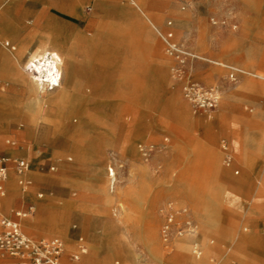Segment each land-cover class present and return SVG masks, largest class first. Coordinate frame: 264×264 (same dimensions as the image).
Returning <instances> with one entry per match:
<instances>
[{"label": "rangeland", "instance_id": "rangeland-1", "mask_svg": "<svg viewBox=\"0 0 264 264\" xmlns=\"http://www.w3.org/2000/svg\"><path fill=\"white\" fill-rule=\"evenodd\" d=\"M12 1L10 13L21 28L19 39L4 37L0 46L8 40L11 52L26 49L14 70L0 60V77L19 81L29 90L25 77L17 73L33 75V55L45 32L53 30L64 34L65 46L74 53L82 90L70 107L58 110L49 97L46 105L22 85L0 79V104L22 105L27 109L20 110L22 114L57 132L35 141L23 135V127L5 123V116L14 112L0 113V153L11 161L25 157L31 180L21 188L14 176L18 194L12 197L6 188L0 218L20 212L23 231L39 238L49 234L43 227L50 213L36 215L33 206L48 201L56 207L65 223L61 232L70 238L68 242L55 234L65 242L60 264H223L226 251L235 249L243 256L237 257L240 262L244 258L264 264V0L136 2L143 12L131 0H120L127 6V17L109 11L94 14L93 9H103L94 0H89L92 5L76 3V8L68 4L69 16L52 7L46 17L36 5L45 2L51 7L61 0ZM142 16L149 22L146 29ZM91 21L95 25L88 27ZM168 32L194 55L181 69L194 81L218 89L215 108H194L184 98L183 79L176 72L180 62L162 38ZM76 38L79 43H74ZM86 43L90 45L81 48ZM78 59L85 63L82 67ZM222 64L257 75L234 82ZM82 69L84 75L91 70L84 82ZM95 82L100 96L94 99ZM62 112L64 119L57 120ZM223 141L233 152L229 165L224 162ZM26 144L33 147L30 158ZM50 164L55 166L52 171ZM64 165L71 168L68 177L73 180L58 178ZM232 192L252 196L251 215ZM170 207L176 214L175 227L189 219L195 233L174 232L166 245L161 228ZM33 216L31 222L24 220ZM78 236L87 251L72 261L69 255L76 250ZM91 244L95 251L88 247ZM193 244L202 250L200 258L193 254ZM95 256L103 257L99 261Z\"/></svg>", "mask_w": 264, "mask_h": 264}, {"label": "built area", "instance_id": "built-area-1", "mask_svg": "<svg viewBox=\"0 0 264 264\" xmlns=\"http://www.w3.org/2000/svg\"><path fill=\"white\" fill-rule=\"evenodd\" d=\"M162 38L167 46V51L180 62V67L176 69V72L177 76L183 79L181 92L184 98L191 103L194 108H215L220 99L218 89L213 86H204L194 81L189 73L187 74L184 69H181L186 58L194 55L175 43L172 40L171 32L162 35ZM222 65L227 69L229 79L234 82H236L240 76L257 75L237 66L228 64ZM221 147L224 152V162L226 165H229L232 162V153L229 150L227 142H222ZM68 160H71V158L68 157ZM9 162L13 163V170L19 176L18 183L22 186H26L29 183L24 177V174L28 170V162L26 159L20 157L11 161L10 158L0 154V197L5 194V181L9 174ZM49 168L50 170H54L55 167L50 165ZM234 173L238 174L239 170L235 169ZM20 215V212H16L17 217H20ZM175 220V211L171 209L166 213L165 221L161 228V237L166 245L171 243L174 232H177L178 235L182 233L192 234L194 232V227L189 219H185L180 228L175 227ZM81 241V238L77 239V248L71 255L74 260L79 259L80 255L85 251V246ZM64 252L65 242L62 238L58 236L33 238L23 231L17 219L9 217H2L0 219V257H15L18 260L17 264H59ZM194 254L197 256L201 254L199 247L194 249ZM146 264L161 263L148 261Z\"/></svg>", "mask_w": 264, "mask_h": 264}, {"label": "crops", "instance_id": "crops-1", "mask_svg": "<svg viewBox=\"0 0 264 264\" xmlns=\"http://www.w3.org/2000/svg\"><path fill=\"white\" fill-rule=\"evenodd\" d=\"M94 1L96 3H98L99 6H102V8H103V9H99V10L93 9L94 14H99V13H101V11H103V12L109 11L108 14H112V15L117 16V17H127L128 16L127 15V12H126L127 6H124V5L121 6L120 5V3H121L120 0H94ZM133 1L134 2L144 3L142 0H133ZM79 2H80V4L81 3H84V2H87V3H89V4L92 5V2L89 1V0H63V1L61 0L58 3H53L51 7L48 6L47 3H45V2H42L41 5H36V6H37V9H38L39 13L42 16L44 15L45 17L50 12V10L52 9V7H53L54 10L60 11L61 13H64L67 16H69L68 13H66V9H65L66 6L68 4L79 3ZM12 5H13V1L12 0H0V39H3L4 37H6V38L8 37V38H10L13 41H18L21 28L16 25V20L17 19L15 17L11 16L10 11H11ZM146 12L148 13L147 10H146ZM72 16H76V15H71V17ZM150 16H151V14H150ZM22 18L23 17H21L20 19H22ZM20 19H18V20H20ZM74 20H75V18H74ZM142 21H143V27L145 29L148 28V24L147 23H149V22L143 16H142ZM4 25L6 27V30L4 29L5 28ZM94 25H95V22L94 21L93 22L91 21V22H89L87 24L88 27H90V26L92 27ZM153 26H154V22H153ZM74 32L80 33V32H78L76 30ZM41 34L43 35V30L41 31ZM81 34L85 35L86 38L88 39V37H87L88 35H86L84 33H81ZM9 44H10V42L7 40L4 43V46L5 47L4 46H0V58H1V56H2L3 53H5V52H8V53L11 52L8 48H6L7 46H9ZM88 45H90V44H88V43H86V44H80L81 48H84V47H86ZM11 53H16V52H11ZM78 60H79V62L81 64V67H82V65L85 64V63L82 62L81 59H78ZM17 64L15 65V63H14V61L12 59H11V61L8 60V68H10L11 70H14L15 68H17ZM83 71L84 70L82 69L81 70V75H80V82H84L85 79H87V75L89 74V72L91 70L89 69V71H87L85 75H84ZM0 79L3 80V81H5V82H14V83L20 84V85L23 86L24 91L27 94H30V92L28 90V87L25 86V85H23V84H21L19 81H16L14 79H3L1 77H0ZM97 91L98 90H97V86H96V82H95L94 99L96 97H99L100 96V95H97L96 94ZM5 109H7V110L12 111V112L15 113V115L10 116V117L9 116H5V120H4L5 123H7V124H15L16 127H23V129H22L23 135L25 137L29 138V139H34L35 141H39L40 139H43V138H47L48 139L52 135L57 134V132H54V133H53V131L50 132V129L48 128V126L46 124H39L38 125V124H36V119H34L32 116L30 117L28 115L22 114L20 112V110H27L22 105L21 106H12V105L10 106L6 102H2V104H0V113L6 112ZM17 122H19L20 125H17ZM61 140L64 141V138L61 139ZM2 141L3 140L0 139V145L2 144ZM76 141L78 143H80V140L79 139H77ZM8 142H10V141H8ZM227 144H228V142H227ZM221 146H222V144H221ZM228 147H229V144H228ZM26 148L29 149V151H30L27 156L29 158L32 157L33 156V154H32L33 153V151H32L33 150V147L31 145L26 144ZM221 149H222V147H221ZM229 150H230V152L232 153V156H233V152L230 149V147H229ZM259 153L261 154V152H259V151H256L255 152V154H259ZM0 154L5 155L6 157L10 158L5 153H0ZM21 158H25V157H21ZM67 160H68V158H67ZM68 161H70V160H68ZM50 165H53V164H50ZM50 165H49V167H50ZM28 167H29V162H28ZM63 169L64 170L62 171L61 175L58 176V178L61 177L63 179L66 178L67 180H73L72 178L68 177L69 174H70L69 172H70V169L71 168L64 165V168ZM49 171H52V170H50V168H49ZM27 172H28V170H27ZM27 172L24 174V177L29 181V183L26 186H22V185H20L18 183L19 176L13 170V163L9 162V174H8L7 180L5 181V190H6V188H8V190L10 191V196L16 197V195L18 194V191L14 189V182H13L14 176H16V182H17V184L21 188H26L29 184H31V180L28 178V173ZM71 172H72V170H71ZM101 184H102V181H101ZM244 184H245L244 182L240 183V185L239 184L238 185L236 184L237 186L234 185V188L239 189L238 186H242ZM22 191H24V190L22 189ZM233 195L235 196V198H234L235 201L238 200L237 202L240 201V202L245 203L244 205L247 207V210L246 211H247V214H248V206H249L248 203L252 199V196H244V197H241V195H237L235 193H233ZM38 197H42V193H39L38 194ZM1 202H2V198H0V205H1ZM5 203H6V201H5ZM32 209H33L32 212L33 211L36 212V215L37 214H40V213H45L46 211H48L50 213V217L48 219V222L45 223V226L43 227L44 230L46 232H48L49 234H46L43 237L58 236L60 238L63 237L64 239H66V241L70 242V238L67 236L66 232H64V233L61 232V230L63 229L65 223H64V219H63L60 211L56 207H54V208L51 207L50 206V203L48 201H46V202H41L40 201V202H37L35 204V206H33ZM82 209L88 210V208H85V207H82ZM259 210L261 211V214H263L262 213V208H259ZM248 215H251V214H248ZM9 218L17 219L20 222V225H21L20 217H17V216L11 217V216H9ZM33 218H34V216L33 217H26L24 220H26L28 222H31L33 220ZM21 227H22V225H21ZM216 229L223 230L222 227H218V226H216ZM51 233L54 234V235H50ZM56 233L61 234L62 237L59 236V235H55ZM27 235H29V234H27ZM29 236L30 237H33L31 235H29ZM33 238H35V237H33ZM39 238H42V237H39ZM78 238H81L82 239L81 236H78V237L75 238V241L76 242H77V239ZM237 243H239V242H237ZM230 245L234 247V243L233 244L231 243ZM88 247H92L94 249V251L96 249V245L95 244H91ZM72 253L69 255V257H70V260L74 261V259H72V257H71ZM240 253H241V251H238L236 249L233 250V251H226L227 258H224L223 257V260H222L223 261V264H232V260H237L240 264H251V263H248L247 261H245L244 258L240 262L237 259V257L239 255L242 256ZM64 254H65V252H64ZM101 258H97V259L99 261H101ZM17 261L18 260L15 257H12V256H2V257H0V264H17ZM253 264H257V262H255Z\"/></svg>", "mask_w": 264, "mask_h": 264}, {"label": "bare ground", "instance_id": "bare-ground-1", "mask_svg": "<svg viewBox=\"0 0 264 264\" xmlns=\"http://www.w3.org/2000/svg\"><path fill=\"white\" fill-rule=\"evenodd\" d=\"M131 2L134 5H137L136 2H134L133 0H131ZM71 5L73 8H76L77 4L72 3ZM137 8L139 9V11L143 12V10L138 5ZM146 15L150 19V15L147 13ZM65 41L66 39L64 40L63 33H57L53 30L46 31L43 42H41L37 46L38 49L36 51V54L33 55V59L36 61L35 67L32 69L33 75H30L28 73H22L20 70L17 73L20 77L22 78L25 77L26 82L29 85V90L31 94L35 96V98L38 101L44 102L46 105L58 104V110H61L64 107H70L73 103V97H75V94L82 90L80 84L78 83L79 80L78 81L76 80L74 53L71 50V48L65 46L64 44ZM76 42L79 43L78 38H76V41H74V43ZM23 52H24V47H21L19 53L5 52L2 54L0 60H2L5 63H8V60L11 61L12 59L16 65L20 60L19 56ZM53 69L55 70L53 71ZM54 79L57 81V83L55 84L52 83V80ZM47 97H49V99L51 100L50 104ZM63 114H64L63 112L58 114L56 119L57 120H60L61 118L64 119ZM109 172L113 176L107 173V177H109L110 180L111 179L114 180V171L110 167H109ZM196 247H199V245L193 244V249H192L193 254H194V249ZM86 251L87 248L85 247L84 253H86ZM157 254H159V252ZM201 255H202V250L199 256L197 255L195 256L197 258H200ZM190 264H198V262L196 263V261H190Z\"/></svg>", "mask_w": 264, "mask_h": 264}, {"label": "clouds", "instance_id": "clouds-1", "mask_svg": "<svg viewBox=\"0 0 264 264\" xmlns=\"http://www.w3.org/2000/svg\"><path fill=\"white\" fill-rule=\"evenodd\" d=\"M55 69H53V71H54ZM52 83L53 84H55V83H57V81L54 79V80H52ZM42 90V89H41Z\"/></svg>", "mask_w": 264, "mask_h": 264}]
</instances>
